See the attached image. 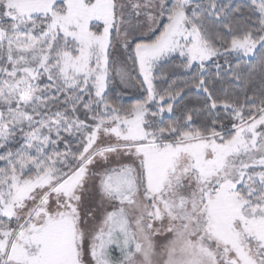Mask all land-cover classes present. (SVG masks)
<instances>
[{
  "label": "snow or ice",
  "instance_id": "snow-or-ice-1",
  "mask_svg": "<svg viewBox=\"0 0 264 264\" xmlns=\"http://www.w3.org/2000/svg\"><path fill=\"white\" fill-rule=\"evenodd\" d=\"M0 264H264V0H0Z\"/></svg>",
  "mask_w": 264,
  "mask_h": 264
},
{
  "label": "rangeland",
  "instance_id": "rangeland-1",
  "mask_svg": "<svg viewBox=\"0 0 264 264\" xmlns=\"http://www.w3.org/2000/svg\"><path fill=\"white\" fill-rule=\"evenodd\" d=\"M137 94L138 93H135L134 91H129V92L125 93L124 95H125V97L127 96V97L136 98Z\"/></svg>",
  "mask_w": 264,
  "mask_h": 264
},
{
  "label": "trees",
  "instance_id": "trees-1",
  "mask_svg": "<svg viewBox=\"0 0 264 264\" xmlns=\"http://www.w3.org/2000/svg\"><path fill=\"white\" fill-rule=\"evenodd\" d=\"M137 95H138V94H137ZM134 99H135V98H133V97H127V96L125 97V95H124V102H125V103L133 102Z\"/></svg>",
  "mask_w": 264,
  "mask_h": 264
}]
</instances>
